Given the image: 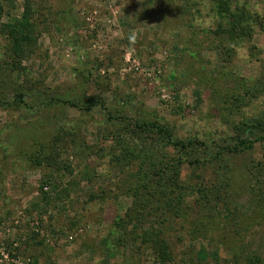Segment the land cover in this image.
<instances>
[{
    "label": "rangeland",
    "instance_id": "rangeland-1",
    "mask_svg": "<svg viewBox=\"0 0 264 264\" xmlns=\"http://www.w3.org/2000/svg\"><path fill=\"white\" fill-rule=\"evenodd\" d=\"M238 134L264 136V0H0V264L264 263V139L215 155Z\"/></svg>",
    "mask_w": 264,
    "mask_h": 264
},
{
    "label": "trees",
    "instance_id": "trees-1",
    "mask_svg": "<svg viewBox=\"0 0 264 264\" xmlns=\"http://www.w3.org/2000/svg\"><path fill=\"white\" fill-rule=\"evenodd\" d=\"M8 34L11 36V46H9L10 53L13 54V58H21L26 57V55L31 54L32 50L31 48L28 49L27 47L30 45L31 37L29 36L30 30L32 29L31 23L28 21V16L25 15V13L22 15L21 19H15L10 21L6 24ZM31 28V29H30ZM232 37V36H231ZM22 59V58H21ZM19 62V61H18ZM23 94L20 92L16 95L17 98L21 99ZM97 104V101H93L89 103L90 105ZM107 117L109 119H113V114H111L110 111L107 112ZM132 127L140 130L141 132L144 131H152L159 135H161L163 138H166L172 145L181 153L186 152H192L198 149H209L210 146L205 143L203 140H199L197 138H190L187 140H181L173 138L171 133L167 128L162 126L161 124L153 121V122H138V120H134L132 123ZM264 139V136L260 135H254L253 139L249 138H242L241 135H237L234 137V144L229 145H220V148H218L217 152H215V155H219L221 151L226 152H237L246 150L252 147V145L258 141ZM189 152V154H190ZM198 152V151H195ZM211 155L212 152H207ZM195 157L189 160L191 164H200L203 161H206L207 158L201 159L200 157L195 154ZM212 158V157H211ZM48 181H45L43 184H47ZM147 239V238H146ZM149 241V239H147ZM150 241L153 242V249L158 257L162 262H166L168 260H171V252L168 249V244L166 240L162 236H155L154 238H150ZM251 255L248 256L246 262L247 264H264L263 258L256 252L251 251Z\"/></svg>",
    "mask_w": 264,
    "mask_h": 264
},
{
    "label": "clouds",
    "instance_id": "clouds-1",
    "mask_svg": "<svg viewBox=\"0 0 264 264\" xmlns=\"http://www.w3.org/2000/svg\"><path fill=\"white\" fill-rule=\"evenodd\" d=\"M135 39H136V37H135V35L133 34L132 36H130V40L132 41V42H134L135 41Z\"/></svg>",
    "mask_w": 264,
    "mask_h": 264
},
{
    "label": "built area",
    "instance_id": "built-area-1",
    "mask_svg": "<svg viewBox=\"0 0 264 264\" xmlns=\"http://www.w3.org/2000/svg\"><path fill=\"white\" fill-rule=\"evenodd\" d=\"M44 189H47V187L45 186Z\"/></svg>",
    "mask_w": 264,
    "mask_h": 264
}]
</instances>
